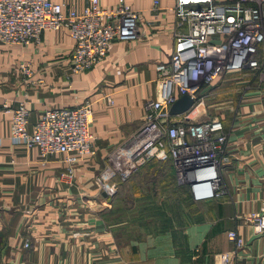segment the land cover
Masks as SVG:
<instances>
[{"label": "crops", "instance_id": "1", "mask_svg": "<svg viewBox=\"0 0 264 264\" xmlns=\"http://www.w3.org/2000/svg\"><path fill=\"white\" fill-rule=\"evenodd\" d=\"M53 1L76 11L87 4ZM125 1L141 12L144 35L113 42L105 58L86 71L71 70L73 41L66 30H45L39 44L25 47L0 41V264H219L221 252L232 253V264H264V231L244 218L264 202V87L241 102L236 96L224 112L218 108L224 104L207 102L199 118L218 115L228 134L229 159L219 175L223 195L194 200L190 194L182 209L157 207L154 217L139 209L128 219L129 210L113 207L115 197L98 188L95 179L107 156L142 122V103L158 95L155 67L168 61L172 49L173 16L165 7L173 0H157V9L153 0ZM20 63H29V78L18 69ZM224 82L215 89L223 90ZM21 99L29 109L28 131L45 109L89 100L95 154L71 165L66 154L42 158L36 146L12 141L10 115L2 104ZM165 161L174 176L169 160L144 165ZM68 166L69 179L64 177ZM129 178L110 182L118 186ZM228 230L243 238L241 249L234 251Z\"/></svg>", "mask_w": 264, "mask_h": 264}, {"label": "built area", "instance_id": "2", "mask_svg": "<svg viewBox=\"0 0 264 264\" xmlns=\"http://www.w3.org/2000/svg\"><path fill=\"white\" fill-rule=\"evenodd\" d=\"M157 4L153 0L152 9ZM165 10L173 16L169 30L172 49L168 61L155 67L158 95L142 103V122L107 156L95 179L98 188L110 196L116 187L110 182L113 177L124 180L151 159L169 160L175 179L188 185L194 200L223 195L219 175L229 159L228 134L218 115L199 118L209 99L226 95L227 89L217 91L215 85L228 74L252 77L234 80L239 102L251 90L259 92L264 87V0H173ZM141 20V12L125 0L109 6L87 0L81 11L65 9L53 0H0V41L25 47L39 44L45 30H66L73 41L71 70L79 73L101 62L113 42L141 38ZM18 69L30 77L29 63H20ZM180 95L192 100L190 107L170 114V106ZM104 100L112 103L110 97ZM2 109L10 115V139L36 146L42 158L66 154V162L72 165L96 152L87 99L71 107L45 109L31 131L27 130L29 109L23 99L15 105L4 101ZM72 172L68 166L64 177L71 178ZM244 218L264 231V202ZM226 238L234 251L244 245L233 230L226 232ZM218 256L219 264H232V253Z\"/></svg>", "mask_w": 264, "mask_h": 264}, {"label": "rangeland", "instance_id": "3", "mask_svg": "<svg viewBox=\"0 0 264 264\" xmlns=\"http://www.w3.org/2000/svg\"><path fill=\"white\" fill-rule=\"evenodd\" d=\"M239 78L252 80L249 75L239 77L237 74H228L225 78V82L228 84L223 87L224 91L227 89L226 95L218 94L207 102L224 104V108L218 107L220 111L225 110L230 105L233 107L234 103L237 102L234 80ZM188 188L186 184L179 183L175 179L168 161L149 162L138 173L133 174L128 180L115 187L113 193L115 206L113 207L119 206V208L128 209L129 211L126 212L128 219H134L139 209H148L151 213L150 216L154 217L157 216L154 212L157 207H163L165 210L170 208L178 210L179 207L182 209L184 205H187L190 197Z\"/></svg>", "mask_w": 264, "mask_h": 264}, {"label": "water", "instance_id": "4", "mask_svg": "<svg viewBox=\"0 0 264 264\" xmlns=\"http://www.w3.org/2000/svg\"><path fill=\"white\" fill-rule=\"evenodd\" d=\"M192 100L187 95H180L169 108L170 114H178L190 107ZM104 195V193H102Z\"/></svg>", "mask_w": 264, "mask_h": 264}, {"label": "trees", "instance_id": "5", "mask_svg": "<svg viewBox=\"0 0 264 264\" xmlns=\"http://www.w3.org/2000/svg\"><path fill=\"white\" fill-rule=\"evenodd\" d=\"M187 187V186H186Z\"/></svg>", "mask_w": 264, "mask_h": 264}]
</instances>
